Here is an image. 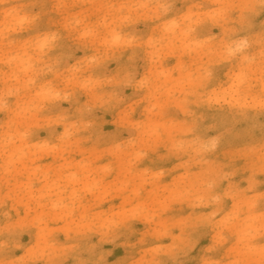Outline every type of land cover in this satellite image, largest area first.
I'll return each mask as SVG.
<instances>
[{"label":"rangeland","instance_id":"rangeland-1","mask_svg":"<svg viewBox=\"0 0 264 264\" xmlns=\"http://www.w3.org/2000/svg\"><path fill=\"white\" fill-rule=\"evenodd\" d=\"M262 2L0 0V264H261Z\"/></svg>","mask_w":264,"mask_h":264},{"label":"snow or ice","instance_id":"snow-or-ice-1","mask_svg":"<svg viewBox=\"0 0 264 264\" xmlns=\"http://www.w3.org/2000/svg\"><path fill=\"white\" fill-rule=\"evenodd\" d=\"M261 8L264 9V2H262ZM261 105H262V107H264V97H262V99H261ZM262 170H264V162H262ZM260 205H261V208L264 209V193L261 194ZM223 238L224 237L222 235L221 240H223ZM259 251H260V255L262 257L261 264H264V246H262ZM82 264H93V262L84 261V262H82ZM95 264H103V261H96ZM122 264H127V262H122Z\"/></svg>","mask_w":264,"mask_h":264}]
</instances>
